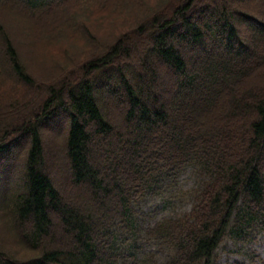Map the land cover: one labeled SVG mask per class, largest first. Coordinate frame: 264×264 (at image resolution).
<instances>
[{
    "label": "trees",
    "instance_id": "trees-1",
    "mask_svg": "<svg viewBox=\"0 0 264 264\" xmlns=\"http://www.w3.org/2000/svg\"><path fill=\"white\" fill-rule=\"evenodd\" d=\"M110 2L0 0V264H219L227 239L264 234V0H112L137 10L128 30L47 79L7 27L54 37ZM62 120L58 171L46 135ZM187 171L188 211L145 226L140 204Z\"/></svg>",
    "mask_w": 264,
    "mask_h": 264
},
{
    "label": "rangeland",
    "instance_id": "rangeland-1",
    "mask_svg": "<svg viewBox=\"0 0 264 264\" xmlns=\"http://www.w3.org/2000/svg\"><path fill=\"white\" fill-rule=\"evenodd\" d=\"M152 1L155 0H149V4ZM111 2L106 6L97 5L98 9L93 14L94 16L99 14L101 16L99 18L90 19V16L81 14L79 17L73 18L71 25L62 20L63 22L59 25L60 29L56 31L54 37H48L47 34L36 37L35 32L31 29V20L24 17L20 19L11 17L13 24L8 21L7 27L13 31L22 58L28 66H31L35 76L39 79H47L58 74L62 75L81 65L96 50L95 43L112 42L128 30V26L137 16V10L118 11L113 6L114 2ZM141 13L139 10V15ZM66 27H72V29ZM63 29L65 32L62 31ZM61 31L64 33H61ZM172 78L173 76L168 70H164L163 76L160 77L162 83L166 85L172 84ZM101 110L104 111L103 108ZM124 112V108L115 107L109 114L111 117H117L116 122L121 125L120 119L123 117ZM60 127L65 128L63 120L59 122V126L55 130H49L46 135L49 143L46 158L53 159L54 162L58 163V171L60 170L59 165L61 167L69 165L66 158L56 150L59 145L56 135ZM10 158L14 160L16 157L11 155ZM67 173L61 171L54 175L55 185L63 192L68 189ZM198 181L199 179H196L193 173L187 171L171 189H166L161 194L141 203L139 208L144 214L145 226L153 225L164 217H171L188 211L191 207L190 191L197 187ZM0 182L1 196L7 183L5 180ZM249 248L255 250L258 256L264 259V234L258 235L256 241L248 245H242V243H235L232 239H227L217 252L219 264H254L245 256ZM144 249L148 252H157L159 260L162 261L168 257L169 253L157 250L153 246H146Z\"/></svg>",
    "mask_w": 264,
    "mask_h": 264
}]
</instances>
